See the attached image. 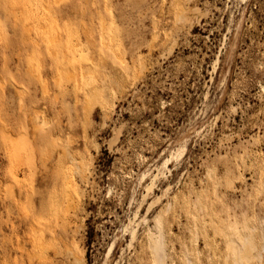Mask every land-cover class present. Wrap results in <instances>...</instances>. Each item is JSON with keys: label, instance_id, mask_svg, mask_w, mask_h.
I'll return each instance as SVG.
<instances>
[{"label": "rangeland", "instance_id": "obj_1", "mask_svg": "<svg viewBox=\"0 0 264 264\" xmlns=\"http://www.w3.org/2000/svg\"><path fill=\"white\" fill-rule=\"evenodd\" d=\"M156 225L264 264V0H0V264H158Z\"/></svg>", "mask_w": 264, "mask_h": 264}, {"label": "bare ground", "instance_id": "obj_2", "mask_svg": "<svg viewBox=\"0 0 264 264\" xmlns=\"http://www.w3.org/2000/svg\"><path fill=\"white\" fill-rule=\"evenodd\" d=\"M185 19L184 13H179L177 15V20L182 21ZM87 72H90L91 68H88V66H85ZM116 85H120L121 83L117 80H113ZM89 97L93 101L92 94L89 93ZM49 123V121H48ZM43 125V124H42ZM42 127V126H41ZM71 136V135H70ZM71 140V139H70ZM70 142V141H69ZM67 154L69 155L70 159L73 160V162L76 165L78 173L83 172V165L82 161H78L77 156H73L71 153V150L69 148H66ZM79 158V157H78ZM156 233H152L150 239H151V248L153 250V253L156 257L158 264H164V259L166 257V250H165V237L163 228L160 225L155 226ZM229 247H234L237 254H240V259H238V256L235 259L236 264H246L250 260H252L253 251L257 250V247L254 244L253 241V234L248 235L242 244H236L233 240L230 242ZM259 255L262 256V252H259Z\"/></svg>", "mask_w": 264, "mask_h": 264}]
</instances>
